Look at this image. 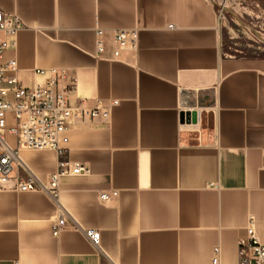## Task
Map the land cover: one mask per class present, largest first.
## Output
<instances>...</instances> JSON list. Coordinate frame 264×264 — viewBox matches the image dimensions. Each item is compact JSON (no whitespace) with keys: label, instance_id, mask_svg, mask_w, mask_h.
Returning a JSON list of instances; mask_svg holds the SVG:
<instances>
[{"label":"crops","instance_id":"0c3cea01","mask_svg":"<svg viewBox=\"0 0 264 264\" xmlns=\"http://www.w3.org/2000/svg\"><path fill=\"white\" fill-rule=\"evenodd\" d=\"M0 11L26 25L1 57L24 84L55 69L71 103L118 100L109 116L70 120L63 155L20 149L41 178L60 157L86 171L61 177L58 203L0 189V264H209L215 246L235 264L250 216L264 244V54H233L211 0H0ZM132 28L137 48L112 58V33ZM59 215L98 230L100 248L74 228L54 236Z\"/></svg>","mask_w":264,"mask_h":264},{"label":"built area","instance_id":"2783aa9c","mask_svg":"<svg viewBox=\"0 0 264 264\" xmlns=\"http://www.w3.org/2000/svg\"><path fill=\"white\" fill-rule=\"evenodd\" d=\"M217 5L218 17L224 18V12H237V7L244 6V0H211ZM25 22L16 14L0 11V189L14 191H41L56 203L59 202L60 179L67 174L86 171L79 162L68 158H59L55 171L45 178L36 175L19 155L20 149H51L59 156L63 155L62 143L68 123L73 118H95L109 116L111 108L118 104L114 99L104 103L101 100L89 105L85 100L69 102L67 88L57 83L55 69L52 75L31 85L24 84L16 75L15 60L1 62L4 52L14 44L10 39L24 28ZM169 27H172L170 24ZM102 28L95 29V55H106L107 37ZM113 44L112 58H118L123 49L135 50L138 45V30L118 29L110 39ZM41 73V69H36ZM64 72H61L62 77ZM74 83V79H72ZM14 118L12 125L7 124V116ZM14 138V144L8 140ZM264 167V149L262 150ZM116 190L100 191L98 198L105 202L117 196ZM84 232L90 243L100 248V232L95 229H83L76 222H69L66 215H59L52 222L51 231L57 236L66 228ZM13 264H19L16 260ZM209 264H221L220 248L215 246ZM235 264H264V244L254 230L252 216L246 228L245 236L238 239V260Z\"/></svg>","mask_w":264,"mask_h":264},{"label":"rangeland","instance_id":"374dc122","mask_svg":"<svg viewBox=\"0 0 264 264\" xmlns=\"http://www.w3.org/2000/svg\"><path fill=\"white\" fill-rule=\"evenodd\" d=\"M244 3H247L245 8L237 7V12L232 10L234 14L224 12L222 39L233 54H264V0H244Z\"/></svg>","mask_w":264,"mask_h":264},{"label":"water","instance_id":"95a60500","mask_svg":"<svg viewBox=\"0 0 264 264\" xmlns=\"http://www.w3.org/2000/svg\"><path fill=\"white\" fill-rule=\"evenodd\" d=\"M181 121H190L195 119V113L190 111H181L180 113Z\"/></svg>","mask_w":264,"mask_h":264},{"label":"bare ground","instance_id":"6f19581e","mask_svg":"<svg viewBox=\"0 0 264 264\" xmlns=\"http://www.w3.org/2000/svg\"><path fill=\"white\" fill-rule=\"evenodd\" d=\"M21 157V156H20ZM23 160V159H22Z\"/></svg>","mask_w":264,"mask_h":264}]
</instances>
